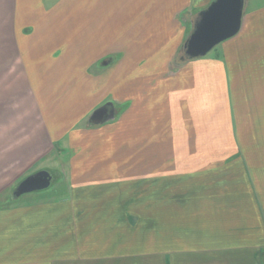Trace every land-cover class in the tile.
Instances as JSON below:
<instances>
[{"label":"rangeland","instance_id":"374dc122","mask_svg":"<svg viewBox=\"0 0 264 264\" xmlns=\"http://www.w3.org/2000/svg\"><path fill=\"white\" fill-rule=\"evenodd\" d=\"M37 1L0 0V264H91L102 255L129 252L131 264H157V185L171 192V184H180V194L188 181L178 179L195 170L172 161L177 142L187 140L182 117L141 121L138 101L158 86L139 84L144 70L136 67L130 77L137 84L128 91L126 61L136 57L148 69L151 57L162 56L153 75L163 77L158 83L170 95L167 79L182 63L178 56L195 15L208 4L191 18H179L180 24L188 20V31L174 53L159 42L125 56L123 37L103 36L95 21L81 22L89 1L79 0V12L66 18L62 3L48 7ZM77 15L79 34L60 36ZM232 94L236 119L235 128H225L227 139L243 143L252 163L264 168V84L243 79ZM106 102L115 110L113 118L89 123L90 113ZM220 129L212 138L225 137ZM155 137L168 142L156 161L149 146ZM40 170L52 177L48 187L11 200L15 186ZM258 181L264 186V175Z\"/></svg>","mask_w":264,"mask_h":264},{"label":"crops","instance_id":"0c3cea01","mask_svg":"<svg viewBox=\"0 0 264 264\" xmlns=\"http://www.w3.org/2000/svg\"><path fill=\"white\" fill-rule=\"evenodd\" d=\"M80 1L81 5L85 1L90 3L81 22L95 21L97 32L103 36L123 37L125 56L126 53L142 51L143 45L149 47L159 42L161 47L166 46L170 53H174L188 31V20L180 24L179 18L187 15L191 18L195 10L210 2ZM57 2L64 5L61 14L65 18L74 11L79 12V0H38L37 4L49 7ZM68 6L75 7L68 9ZM75 20L76 24L67 27V32L60 36L79 34V15ZM149 49L147 52H155V49ZM54 51L44 49L47 54ZM134 59L126 61L129 77L132 70L138 67L144 70L139 84L153 81L158 86L154 94L143 93L138 101L141 121L153 124L154 118H167L168 115L182 117L184 128H187V140L177 142L172 161L175 166L184 163L195 170L188 172L187 179H178L177 182L188 181L186 191L181 189L180 194H177L180 184H171V192L164 191L165 184L157 185V190L161 191L157 205L160 223L156 234L157 264H264V186H260L258 181V177L264 175V168L252 163V158L242 150L245 148L243 143L228 140L229 133L225 129L235 128L230 101L233 86L250 77L264 84V0H244L240 28L234 36L218 44L205 56L172 68L167 79L170 95L164 94L163 85L158 83L163 77L153 75L156 64L163 62L164 58L157 55L151 57L148 69L145 62L136 60V57ZM146 75L149 78L143 81ZM133 84L137 82H128V91H132ZM78 100L75 105H78ZM217 128H223L220 130L225 137L212 138V132ZM140 133L144 130L141 129ZM161 138L149 139V146L157 155L152 158L154 161L161 159L160 151L168 145ZM54 147L58 150L57 144ZM169 208L171 213L165 211ZM169 216L171 220L168 221ZM167 227H170V233L165 232ZM132 256L133 252L121 253L118 257L107 254L95 258L97 262L94 263L131 264ZM81 259L84 260V255Z\"/></svg>","mask_w":264,"mask_h":264},{"label":"water","instance_id":"95a60500","mask_svg":"<svg viewBox=\"0 0 264 264\" xmlns=\"http://www.w3.org/2000/svg\"><path fill=\"white\" fill-rule=\"evenodd\" d=\"M244 0H211L210 3L195 15L190 31L182 44L179 62L205 56L221 42L234 36L241 24ZM114 108L110 102L95 108L88 122L102 124L114 116ZM51 175L40 170L22 179L11 193V200L33 191L48 187Z\"/></svg>","mask_w":264,"mask_h":264}]
</instances>
